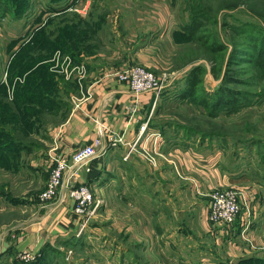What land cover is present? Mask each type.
<instances>
[{
  "label": "rangeland",
  "instance_id": "obj_1",
  "mask_svg": "<svg viewBox=\"0 0 264 264\" xmlns=\"http://www.w3.org/2000/svg\"><path fill=\"white\" fill-rule=\"evenodd\" d=\"M29 3L27 15L18 19L0 15V82L5 85L9 100L13 85L8 83L7 66L10 55L20 49L19 44L28 42L41 27L47 26L46 35L52 39L59 35L58 30L64 23L96 20L84 33L87 38L76 58L59 48L54 49L48 59L46 57L49 70L63 88L60 89L61 99L67 103L59 107L57 116L61 117L67 110V118L70 110L75 109L93 73H101L100 77L105 71L136 65L145 67L163 81L160 91L143 93H152L154 100L159 99L150 116L160 126H172L169 144L181 151L186 145L202 142L211 149H220L231 160L241 157L243 164L249 166L245 178L250 177L256 181L255 186L258 185L260 176H264V56H255L253 46L260 44L254 43L258 39L264 42V0H29ZM199 24L201 26L197 27ZM94 27H99L98 31L92 32ZM212 44L220 45L222 50L210 51ZM138 50L146 63H136ZM231 52L233 56L229 61ZM225 73L234 78L227 86L240 94L236 95L235 103L218 107L213 105L211 94L219 88ZM191 74V79L197 78L196 92L204 94L207 107L181 97L190 85ZM16 80L22 78H15L14 82ZM205 93L209 94L208 98ZM72 96L77 97L74 102ZM53 121L51 114L47 126L35 128L33 138L37 147L14 153L0 163V264H52L54 260L48 259V254L54 248L55 256L61 251L57 242L51 247L45 243L35 252L17 248L24 232L17 226L18 222L29 223L35 207L48 205L43 206L38 197L46 187L52 166L48 150L54 135L49 131L60 122ZM100 122L102 120H95L97 125ZM142 125L148 126V122ZM96 132L94 139L98 138L105 145L110 144V137L120 136L124 141L123 135L104 127L101 131L97 128ZM163 142L147 133L135 143H141L149 155H144L143 147L139 150L138 146L133 153H139L153 170ZM112 174L104 183L110 187L111 179H115L116 188L121 192L124 179ZM57 197L49 204L56 202ZM94 197L99 206L92 218L106 214L104 205L108 202L119 206L115 217H122L123 193L112 194L103 189V193ZM106 229L107 223L98 226L104 235ZM96 236V242L86 245L91 253L83 264H111L112 260L107 262L104 254L112 250L110 243L120 249L121 235H113L115 242L101 234ZM69 261L64 259L61 264H69Z\"/></svg>",
  "mask_w": 264,
  "mask_h": 264
},
{
  "label": "crops",
  "instance_id": "obj_2",
  "mask_svg": "<svg viewBox=\"0 0 264 264\" xmlns=\"http://www.w3.org/2000/svg\"><path fill=\"white\" fill-rule=\"evenodd\" d=\"M140 52H136V63L145 62ZM118 70L105 71L100 77L101 73L90 75L80 106L50 128L54 137L48 156L49 163L52 154L69 158L74 150L92 143L100 128L95 120H102L106 130L123 135L124 141L116 145L103 143L102 154L82 167L72 181L86 183L95 195L103 189L123 193L122 217H115L119 206L108 202L104 205L106 214L91 217L80 228L82 218L73 213L72 201H60L66 190L63 186L56 202L35 207L29 223L18 222L24 232L17 248L35 252L45 243L54 246L57 242L59 255L53 254L56 248L48 254L52 264H61L64 259L70 260L69 264H83L91 253L86 245L96 242L97 234L110 242L117 241L113 237L116 234L121 235L122 246L118 249L110 243L112 250L104 254L111 264H264V176L255 186L256 181L245 178L249 166L241 157L231 160L220 149L202 142L186 145L181 151L171 146L168 136L172 126H160L151 118L159 99L154 100L152 93L132 94L114 75ZM145 121L148 126L140 135V125ZM156 130L164 142L153 170L137 152L123 159L131 143ZM141 145L135 144L139 150ZM112 173L124 179L121 192L115 179H111L110 187L104 183ZM223 188L239 189L243 195L244 209L229 231L207 220L210 193ZM246 209L250 216H245ZM104 223L105 235L98 230ZM246 223V230L241 232Z\"/></svg>",
  "mask_w": 264,
  "mask_h": 264
},
{
  "label": "trees",
  "instance_id": "obj_3",
  "mask_svg": "<svg viewBox=\"0 0 264 264\" xmlns=\"http://www.w3.org/2000/svg\"><path fill=\"white\" fill-rule=\"evenodd\" d=\"M29 7V0H0V15L3 17L8 14L12 16V19H18L27 15ZM95 21L84 20L77 23L73 20L69 24L64 23L58 30L59 35L52 39L47 37L48 34L46 35L45 28L47 26L41 27L34 32L28 42L19 44L20 49L13 56L10 55L7 66L8 83L13 85V94L10 100L5 85L0 82V163L14 153L27 152L32 147H37L38 145L33 138L34 130L47 126L51 114L54 116L53 122H61L66 119L67 110L60 114L61 117L57 116L61 109L59 107L67 106V103L61 99L63 88L58 85L59 80L49 70L47 59L57 48L76 58L82 48L81 44L87 38L84 33L89 31L88 29L93 26ZM199 26L201 25H197V27ZM98 29L99 27H94L92 32L98 31ZM254 43H260L258 46H253L254 55H258V58L263 57L264 42L258 39ZM215 45L212 44L209 47L210 51L222 50L220 45ZM231 55L233 56V52L228 57L229 61H231ZM192 75L189 76L188 83L190 85L188 89L182 92L181 97L207 107V102L203 101L204 94L201 95V93L196 92L197 78L191 79ZM15 78H22V80L14 82ZM233 81V77L226 73L223 75L219 88L211 94L214 99L213 105L220 107L237 101L236 95L240 93L227 86ZM64 85L67 86L68 84ZM58 92L59 94H57ZM205 96L208 98L209 94L205 93Z\"/></svg>",
  "mask_w": 264,
  "mask_h": 264
},
{
  "label": "built area",
  "instance_id": "obj_4",
  "mask_svg": "<svg viewBox=\"0 0 264 264\" xmlns=\"http://www.w3.org/2000/svg\"><path fill=\"white\" fill-rule=\"evenodd\" d=\"M77 8V7H76ZM74 8L80 14H85L84 11ZM118 81L128 85L129 91L138 95L143 92H150L154 90L158 92L162 89L163 81L157 77L153 72L142 66L124 67L118 70L115 74ZM77 97L72 96L74 102ZM79 102L75 104V108L79 107ZM99 131L102 130L103 124L99 123ZM147 125L140 126V135L144 133ZM155 140L161 139V132L156 130L149 133ZM139 139V138H138ZM122 137H110L108 145H116L122 142ZM136 143H132L125 152L123 159H128L134 151ZM101 141L97 138L92 143L83 145L74 150L70 157L67 158L61 154H52L51 156V170L46 181L45 189L40 193L38 199L42 201L43 206L49 204L55 197L58 196L59 190L65 186V194L63 193L60 201L69 198L72 201L73 213L82 218L81 227L83 228L87 221L95 214L99 203L94 197V193L86 183L76 184L73 178L82 167L87 165L95 159L102 151ZM105 145V144H104ZM153 147L155 145L153 144ZM144 155H149L150 152L143 147ZM242 192L236 188L215 189L210 193V202L207 210V220L215 225L222 226L226 231L232 230L236 220L244 209L242 202ZM245 216H250L248 209H246ZM247 223L241 229L244 232L247 228ZM243 230V231H242Z\"/></svg>",
  "mask_w": 264,
  "mask_h": 264
},
{
  "label": "water",
  "instance_id": "obj_5",
  "mask_svg": "<svg viewBox=\"0 0 264 264\" xmlns=\"http://www.w3.org/2000/svg\"><path fill=\"white\" fill-rule=\"evenodd\" d=\"M3 245H4V246H7V243H6V242H3ZM4 250H5V248H3L2 251H4Z\"/></svg>",
  "mask_w": 264,
  "mask_h": 264
}]
</instances>
